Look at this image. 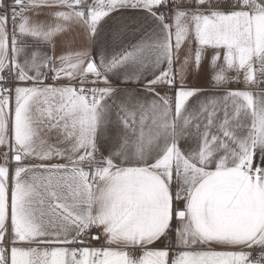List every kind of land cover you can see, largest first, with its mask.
<instances>
[{"label":"snow or ice","instance_id":"6c2138e0","mask_svg":"<svg viewBox=\"0 0 264 264\" xmlns=\"http://www.w3.org/2000/svg\"><path fill=\"white\" fill-rule=\"evenodd\" d=\"M0 264H264V0H0Z\"/></svg>","mask_w":264,"mask_h":264}]
</instances>
